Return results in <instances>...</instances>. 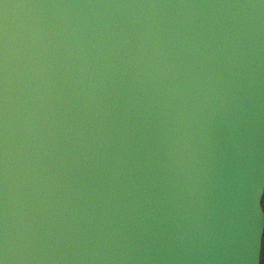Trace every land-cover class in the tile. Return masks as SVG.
I'll return each instance as SVG.
<instances>
[{"label":"water","instance_id":"obj_1","mask_svg":"<svg viewBox=\"0 0 264 264\" xmlns=\"http://www.w3.org/2000/svg\"><path fill=\"white\" fill-rule=\"evenodd\" d=\"M263 196L264 0H0V259L261 264Z\"/></svg>","mask_w":264,"mask_h":264},{"label":"trees","instance_id":"obj_2","mask_svg":"<svg viewBox=\"0 0 264 264\" xmlns=\"http://www.w3.org/2000/svg\"><path fill=\"white\" fill-rule=\"evenodd\" d=\"M262 209L264 211V196L261 202ZM261 264H264V238H263V247H262V256H261Z\"/></svg>","mask_w":264,"mask_h":264},{"label":"clouds","instance_id":"obj_3","mask_svg":"<svg viewBox=\"0 0 264 264\" xmlns=\"http://www.w3.org/2000/svg\"><path fill=\"white\" fill-rule=\"evenodd\" d=\"M187 222H191L189 219ZM0 264H7V249L5 250V257L3 259H0Z\"/></svg>","mask_w":264,"mask_h":264}]
</instances>
